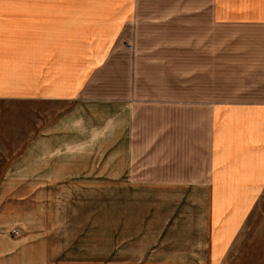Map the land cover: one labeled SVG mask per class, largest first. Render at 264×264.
<instances>
[{"label":"crops","instance_id":"1","mask_svg":"<svg viewBox=\"0 0 264 264\" xmlns=\"http://www.w3.org/2000/svg\"><path fill=\"white\" fill-rule=\"evenodd\" d=\"M3 105L30 107L31 187L151 191L173 254L138 264H264L246 227L264 198V0H0ZM47 209L13 237L22 201L0 195V264H87L56 259Z\"/></svg>","mask_w":264,"mask_h":264},{"label":"rangeland","instance_id":"2","mask_svg":"<svg viewBox=\"0 0 264 264\" xmlns=\"http://www.w3.org/2000/svg\"><path fill=\"white\" fill-rule=\"evenodd\" d=\"M2 107L0 133L4 136L22 137L23 155H7L0 159L7 161L5 165L0 164V170L17 166L23 169V174L19 176L21 184L19 187H0L1 196L12 199L20 197L22 201L23 214L20 217L22 220L15 227L19 231V236L15 237L34 234L33 229L40 223L38 225L36 216H33L31 211H36L37 207L40 212L41 209L48 208L50 219L45 220L41 214L39 218L41 217L40 222L49 223L48 226L52 229L53 235L49 238L55 245L58 261L138 264L173 254L158 251L160 242L164 245L168 236L159 234L158 220L152 218L155 214L153 207L158 208L159 205L144 202V194H151L149 189L139 187L116 189L111 188L109 182H102V186H59L43 189L31 187L30 107L29 105ZM53 109L55 113L60 111L59 106ZM19 141L16 139L14 142L18 144ZM18 150L19 148L15 152ZM11 151H14L12 147ZM155 195H159V190H155ZM34 197L40 198V202L45 201L41 198H49V204L40 202L36 204ZM16 220L19 222V219ZM246 227L252 230L255 244H263L261 249L264 262V236L262 239L258 235L260 231L264 233V198L254 209Z\"/></svg>","mask_w":264,"mask_h":264},{"label":"built area","instance_id":"3","mask_svg":"<svg viewBox=\"0 0 264 264\" xmlns=\"http://www.w3.org/2000/svg\"><path fill=\"white\" fill-rule=\"evenodd\" d=\"M11 234H12V236H19V231L18 230H16V229H14V230H12L11 231Z\"/></svg>","mask_w":264,"mask_h":264}]
</instances>
